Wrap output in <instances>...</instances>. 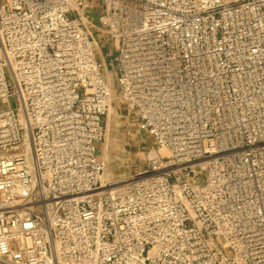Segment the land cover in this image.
Listing matches in <instances>:
<instances>
[{
  "label": "built area",
  "instance_id": "1",
  "mask_svg": "<svg viewBox=\"0 0 264 264\" xmlns=\"http://www.w3.org/2000/svg\"><path fill=\"white\" fill-rule=\"evenodd\" d=\"M89 1L0 0V264H264V0ZM98 33L168 151L119 188Z\"/></svg>",
  "mask_w": 264,
  "mask_h": 264
},
{
  "label": "rangeland",
  "instance_id": "2",
  "mask_svg": "<svg viewBox=\"0 0 264 264\" xmlns=\"http://www.w3.org/2000/svg\"><path fill=\"white\" fill-rule=\"evenodd\" d=\"M231 1V0H227ZM80 8V13H84V22L90 20L96 23L98 12L101 10L102 0H93L92 7ZM93 30V29H91ZM103 53L99 46L96 51L100 60L105 57L107 69H105V80L112 87V104L116 107L115 129L108 131V112L103 118L105 126V137L99 145V157L104 162L103 179L107 183H114L127 179L135 171L143 169L148 161L156 154L157 146L153 137L145 131L139 130L134 114L120 99L117 89L116 69L111 62V56L115 53L113 43L104 42L101 34H96ZM152 151L155 153H152ZM115 186V185H114Z\"/></svg>",
  "mask_w": 264,
  "mask_h": 264
},
{
  "label": "crops",
  "instance_id": "3",
  "mask_svg": "<svg viewBox=\"0 0 264 264\" xmlns=\"http://www.w3.org/2000/svg\"><path fill=\"white\" fill-rule=\"evenodd\" d=\"M89 2L91 3L90 6H92L93 5V2H91V1H89ZM100 52H101V54L103 53L102 50H100ZM103 60H105V63H106L105 57L103 58ZM106 65H107V63H106ZM115 113H116V107L111 102L109 104V106H108V131L109 132H113L114 129H115Z\"/></svg>",
  "mask_w": 264,
  "mask_h": 264
},
{
  "label": "bare ground",
  "instance_id": "4",
  "mask_svg": "<svg viewBox=\"0 0 264 264\" xmlns=\"http://www.w3.org/2000/svg\"><path fill=\"white\" fill-rule=\"evenodd\" d=\"M98 46V45H97ZM98 49H100V48H98ZM157 152H160L162 155H168V151L167 150H165V149H161V150H159V151H156V153ZM152 153H155V151L153 152L152 151ZM155 155V154H154ZM125 180H121V181H118V182H116V183H119L120 185H118V187L117 188H119V187H121L122 186V183H120V182H124Z\"/></svg>",
  "mask_w": 264,
  "mask_h": 264
}]
</instances>
